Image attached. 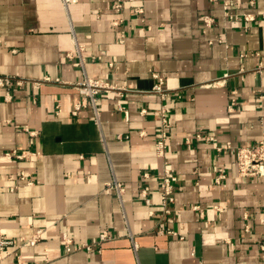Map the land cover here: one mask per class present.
Here are the masks:
<instances>
[{
    "label": "crops",
    "instance_id": "0c3cea01",
    "mask_svg": "<svg viewBox=\"0 0 264 264\" xmlns=\"http://www.w3.org/2000/svg\"><path fill=\"white\" fill-rule=\"evenodd\" d=\"M114 5L0 0V76L12 79L0 86V242H15L0 264H264V177L239 176L234 149L217 150L264 137V0H239L232 18L224 0ZM87 77L116 87L98 96V121L74 86ZM165 105L179 179L169 213L155 148ZM115 181L121 196L107 190ZM104 230L100 250L62 247L63 233L84 243Z\"/></svg>",
    "mask_w": 264,
    "mask_h": 264
},
{
    "label": "built area",
    "instance_id": "2783aa9c",
    "mask_svg": "<svg viewBox=\"0 0 264 264\" xmlns=\"http://www.w3.org/2000/svg\"><path fill=\"white\" fill-rule=\"evenodd\" d=\"M212 1H216V0H212ZM238 3H239V0H233V1L224 0L225 15L228 18H232L234 16V14L231 12V7ZM123 7H124V0H115L114 9L116 13H120ZM136 13H143V9L138 8L136 10ZM254 18L255 17L253 15L245 14L246 20H254ZM263 18H264V15H263ZM203 20H204L205 27H211L215 22L214 17L211 15H205L203 17ZM118 23L119 21L117 20L114 21L115 25H117ZM124 38H125L124 34H121V41H123ZM79 50H82V48H79ZM155 76L158 79V83L155 85L154 90L158 92H162L163 91L162 85L164 82L163 78L158 75H155ZM46 80L48 81L50 79L47 78ZM11 82H12V79L10 77L0 76V86L2 87L8 86L11 84ZM74 86L78 89V91L82 95L90 99L93 107L95 108L96 118H97L96 120L98 121L99 114H98V111L96 110V103L98 100V96L102 92L104 91L109 92L111 90L116 89V87L113 84L103 79H95V78H89V77H87L82 82L75 83ZM82 106H83L82 103L77 104L72 113L74 115H77ZM235 107H236V100L232 99V101L228 105V109L233 110ZM159 113L161 115L162 125L156 135L155 148H156V152L159 155V157L165 160V166L160 176L161 177L160 192H161V205L164 209V212L169 213L170 212L169 205L175 202V188H176V185L179 179H178L177 173L167 165V160H166L167 158V138H168V132L166 129V125L168 124L166 105L163 106L159 110ZM119 138H122V135H120ZM196 138L203 139V138H206V136L202 134H197ZM230 148L234 149L239 176L241 177H264V137L256 145H253V146L232 147L231 143H227V145L225 146L217 147V150L223 151L224 149H230ZM6 155L11 156V157H16V158L25 157L23 153H18L16 151L7 152ZM145 177H149V173H146ZM223 177L224 175H220L217 181H220V179H222ZM20 179L22 180L28 179L27 182L31 183V180L29 179V177L27 178L25 173H21ZM110 189H115L116 193L119 196H121L123 192V185L117 181L113 183H108L107 190H110ZM142 199L145 201L147 205L151 203V199L149 197L147 189H142ZM149 213L150 215L154 214L153 211H150ZM167 232L172 235L178 234L177 232L173 230H168ZM42 233L43 231L41 229L38 230L32 238L22 239L21 241H19L20 242L19 245L29 244V245L34 246L40 240ZM109 239H111V233L108 230H104L100 234L99 239L96 241L78 243L68 233H63L61 242H62V247L65 250V252L72 253L78 250H86V251H92L95 249L100 250L103 244ZM13 244H15V242L12 240L2 239L0 242V247L2 249L6 245H13ZM134 247H136L135 242H134ZM19 264H24V263L19 262Z\"/></svg>",
    "mask_w": 264,
    "mask_h": 264
}]
</instances>
